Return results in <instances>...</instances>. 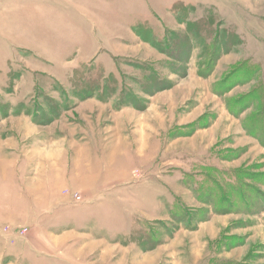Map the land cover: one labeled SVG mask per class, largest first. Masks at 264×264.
I'll use <instances>...</instances> for the list:
<instances>
[{
    "label": "rangeland",
    "instance_id": "1",
    "mask_svg": "<svg viewBox=\"0 0 264 264\" xmlns=\"http://www.w3.org/2000/svg\"><path fill=\"white\" fill-rule=\"evenodd\" d=\"M0 264H264V0H0Z\"/></svg>",
    "mask_w": 264,
    "mask_h": 264
},
{
    "label": "crops",
    "instance_id": "2",
    "mask_svg": "<svg viewBox=\"0 0 264 264\" xmlns=\"http://www.w3.org/2000/svg\"><path fill=\"white\" fill-rule=\"evenodd\" d=\"M22 10H23V7L20 5V6H18V9H16V11L13 12V13H16L17 11H18V12H21ZM4 12L7 13L5 9H4ZM9 13L11 14V11H10V10H9ZM5 17H6V14H5ZM17 18H18V16H17ZM7 19H8V18H7ZM9 19H10V18H9ZM5 31H6V35H8L9 38H10L11 36H13V34H14V32L11 31V29H10L9 27H8V29H5ZM4 36H5V34H4ZM8 36H7V37H8ZM9 38H8V39H9ZM11 38L13 39V37H11ZM13 40H15V39H13ZM17 40H18V41H17ZM17 40H16L17 43H18V42H20V43L22 42V43H23L22 39H17ZM34 43H35V42H33V41L31 42V44H34ZM49 195H50V196H51V195H52V196H55L52 192L49 193ZM52 205H55V203H53ZM28 210H30V209H28ZM33 210H34V209H33ZM30 211H32V209H31ZM36 211H40V210L37 209Z\"/></svg>",
    "mask_w": 264,
    "mask_h": 264
},
{
    "label": "bare ground",
    "instance_id": "3",
    "mask_svg": "<svg viewBox=\"0 0 264 264\" xmlns=\"http://www.w3.org/2000/svg\"><path fill=\"white\" fill-rule=\"evenodd\" d=\"M93 149V148H92Z\"/></svg>",
    "mask_w": 264,
    "mask_h": 264
}]
</instances>
